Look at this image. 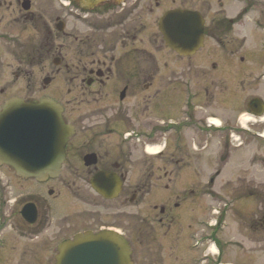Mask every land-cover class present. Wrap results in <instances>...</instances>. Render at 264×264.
<instances>
[{"label":"flooded vegetation","instance_id":"af4514ba","mask_svg":"<svg viewBox=\"0 0 264 264\" xmlns=\"http://www.w3.org/2000/svg\"><path fill=\"white\" fill-rule=\"evenodd\" d=\"M172 9L199 11L201 49L209 37L215 50L181 56L166 45L159 21ZM246 19L264 24V0H0V118H22L4 114L12 101L50 99L70 129L57 178H21L0 161V264H57L63 242L108 231L127 240L132 264H264V34L255 46L239 31ZM213 75H232L236 102L259 120L197 116L190 102L213 98ZM44 119L30 126L55 132L56 118ZM239 150L243 182L226 169Z\"/></svg>","mask_w":264,"mask_h":264},{"label":"water","instance_id":"95a60500","mask_svg":"<svg viewBox=\"0 0 264 264\" xmlns=\"http://www.w3.org/2000/svg\"><path fill=\"white\" fill-rule=\"evenodd\" d=\"M96 5L102 1L86 0ZM205 20L198 11L174 9L160 19L159 28L166 44L183 56L193 55L204 43ZM49 99L40 103L12 101L5 107L4 114L21 115L22 118H0L5 126L0 129V161L11 165L22 178L39 181L59 175L65 144L70 129L62 123V114L55 111ZM44 118H56L57 128L52 132L46 128L31 127L44 124ZM48 122V120H47ZM55 142V149L51 148ZM57 158L58 161H52ZM57 166L58 169H47ZM24 208L23 214H25ZM57 264H132L127 240L115 231L100 234L86 233L74 240L63 242L59 247Z\"/></svg>","mask_w":264,"mask_h":264},{"label":"rangeland","instance_id":"374dc122","mask_svg":"<svg viewBox=\"0 0 264 264\" xmlns=\"http://www.w3.org/2000/svg\"><path fill=\"white\" fill-rule=\"evenodd\" d=\"M126 1H130V0H126ZM186 0H176V2L174 1L173 5H172V0H160V2L164 5V7L167 6H178L180 4H182V2H185ZM191 1H197V0H191ZM229 8V14H233L237 12L236 7H228ZM216 10H218V6L215 5V3H213V7H212V11L209 13V17L214 15ZM163 11L159 10L158 13L162 14ZM246 23H243L240 27H239V31L241 34H243L244 36H247L251 41L255 42L254 45L255 46H259V41H261L262 39V34H264V24H257L254 25L252 22H249L248 19H246L245 21ZM206 28L210 29L211 28V22L208 18L207 23H206ZM212 34V33H210ZM242 35V36H243ZM248 41V40H247ZM249 42V41H248ZM206 48L205 50H200L199 54H202L203 52H209L211 50H215V49H211L210 46L213 45L212 43V39L207 37L206 39ZM201 56V55H200ZM199 56V57H200ZM179 60V59H178ZM178 60L175 62L176 64H179ZM195 65V60L193 59V66ZM206 66V65H205ZM208 66V65H207ZM204 67V66H202ZM204 70H206L204 68ZM214 78V86L215 87H210L209 89L211 90L213 95V98L210 99H206L204 100L203 98V93L199 92L200 95H197V98L195 100L192 99L190 102L191 107H195V105L197 104V102L199 103V106L197 107L198 114L196 113V110L194 111L195 115L197 114V116L201 117V118H209V117H215L218 118L220 120L219 123H231L233 124V121H235V118H239L240 116L242 117L244 114H246L247 116H249L247 110H246V99L249 98L250 94H251V90H249L247 88V83L249 82L248 77H244L241 78L240 81H238V84L242 83L241 85L246 87V89L242 90L240 89V101H245L244 102V106L241 102H236V95H235V91H233L231 89L232 84H236L237 81L232 82L233 80L232 75H227V77H221L222 79H217L220 78L219 76L213 75ZM228 79V80H226ZM187 81H190V86L192 85V88L195 89V91L201 90L202 86H203V82L202 80H197L192 78L191 75H189L188 77H186ZM224 85H226V90L222 91L221 88L223 89ZM181 86V85H180ZM240 86V85H239ZM244 87V88H245ZM183 86L178 87V91H182ZM231 89V90H230ZM244 91V92H243ZM202 105V107H201ZM176 113V111H175ZM255 120H259V118H254ZM255 120L249 121V123H246V121H243V119H240L241 124H245L248 126H250L251 124H254L253 122H255ZM255 127L256 128H262L263 125L259 124V123H255ZM210 151V153H212V155L214 154V151L212 148L208 149ZM240 152L238 154H235L234 156L232 155L230 160H228V164L226 165V169L227 172L232 175V177L234 178V180L239 179L240 181L243 182V180H246L248 177V151L247 150H239ZM214 155L209 157V163L211 164L208 168V172L212 173L214 171ZM1 173H3L1 171ZM261 173L257 172V179H263L264 175H260ZM227 175H224L221 179H220V184L223 186L224 189V193L225 194H229V189H227L224 184L227 180ZM247 181V180H246ZM31 187H33L31 185ZM257 188H259V190L262 192L263 194V187L262 186H257ZM260 192V193H261ZM231 221L229 220V227H231ZM236 228V227H235ZM239 232H240V240H244V236L247 234V231H245V229L243 227H239ZM236 234V233H235Z\"/></svg>","mask_w":264,"mask_h":264},{"label":"bare ground","instance_id":"6f19581e","mask_svg":"<svg viewBox=\"0 0 264 264\" xmlns=\"http://www.w3.org/2000/svg\"><path fill=\"white\" fill-rule=\"evenodd\" d=\"M241 119H243V121H246V123L248 122V121H250V120H252V118H250V116H247L246 114H244L242 117H241ZM254 120V119H253ZM209 122H212L213 124H215V125H218V124H220L219 122H220V120L218 119V118H215V117H209ZM244 123V122H243ZM156 148H152V149H150V151L151 150H155Z\"/></svg>","mask_w":264,"mask_h":264}]
</instances>
